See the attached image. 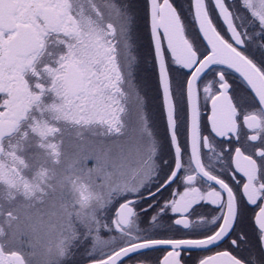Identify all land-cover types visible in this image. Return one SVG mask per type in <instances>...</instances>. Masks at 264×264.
I'll return each instance as SVG.
<instances>
[{"label": "snow or ice", "instance_id": "obj_1", "mask_svg": "<svg viewBox=\"0 0 264 264\" xmlns=\"http://www.w3.org/2000/svg\"><path fill=\"white\" fill-rule=\"evenodd\" d=\"M0 264H264V0H0Z\"/></svg>", "mask_w": 264, "mask_h": 264}]
</instances>
